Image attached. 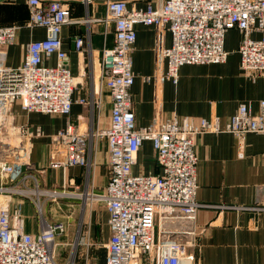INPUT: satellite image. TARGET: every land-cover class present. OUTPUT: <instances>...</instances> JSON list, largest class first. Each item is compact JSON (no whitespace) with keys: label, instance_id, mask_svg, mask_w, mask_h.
Returning <instances> with one entry per match:
<instances>
[{"label":"built area","instance_id":"built-area-1","mask_svg":"<svg viewBox=\"0 0 264 264\" xmlns=\"http://www.w3.org/2000/svg\"><path fill=\"white\" fill-rule=\"evenodd\" d=\"M26 4L30 12L27 27L43 28L46 36L27 44L24 62L18 68L5 65L4 50L14 44L20 27L0 25V197L4 198L0 202V264H89L91 245L82 251L73 248L67 259L58 255L57 240L67 232L64 223H49L41 217L38 234L26 231L22 198L68 194L40 191L38 174L45 170L32 162L31 147L44 132L20 124L19 114L68 116L75 90L61 37L62 28L75 20L58 1L26 0ZM99 21L114 26V45L102 50L99 78L100 92L106 88L111 98L110 125L103 129L98 124L85 131L68 125L60 130L52 137L49 167H86L92 145L104 140L109 153L107 186L102 193L87 191L80 198L104 204L109 214L106 264H195L189 250L198 245L197 217L204 207L197 201L196 138L227 132L243 152L248 135L264 136V99L257 114L250 104H240L224 126L218 116L164 119L158 91L153 123L138 126L131 93L136 29L149 26L156 30V56L160 66L166 65L161 83L165 78L176 84L186 65L224 64L230 30L241 34V70L249 78H264V0H166L158 7L146 8L107 0L106 15ZM167 33L172 38L170 47L164 45ZM83 45L81 39L76 41L78 50L82 51ZM54 56L57 64L46 65ZM81 103L90 105L86 100ZM145 142L153 144L159 173L133 172ZM29 182L33 189L28 188ZM252 209L264 213V200ZM169 221L184 229L164 232V223Z\"/></svg>","mask_w":264,"mask_h":264},{"label":"crops","instance_id":"crops-1","mask_svg":"<svg viewBox=\"0 0 264 264\" xmlns=\"http://www.w3.org/2000/svg\"><path fill=\"white\" fill-rule=\"evenodd\" d=\"M42 1L60 2L75 20L65 25L61 32L63 50L68 55L75 79L73 106L68 116L20 112L18 122L28 125L31 130L44 132V137L34 139L31 147L32 162L38 169L45 170L43 174H38L39 187L65 191L70 198L82 199L80 195L85 192L102 193L107 186L108 146L104 140L92 145L88 154L90 165L86 167L53 169L49 167L52 137L68 125L81 131L98 124L103 129L109 127L111 98L106 88L100 92L99 78L102 50L114 45V26L110 24L106 27L99 21L106 15L107 0ZM118 1L146 8L148 5L158 7L166 0ZM29 19L26 0H0V25L20 27L14 44L4 50L5 65L10 68L22 65L28 43L43 40L46 36L43 28L27 27ZM136 31L137 40L132 53L135 81L131 93L138 126L153 123L156 116L154 99L158 91L164 119L218 116L225 126L240 104H250L255 114L259 112V102L264 99V78H249L241 70L238 53L241 34L238 30H230L226 35L228 59L224 64L183 66L176 84L165 78L162 83L159 81L166 65L158 63L155 28L138 26ZM80 39L84 43L82 51L76 47V41ZM164 43L165 47L171 46L169 33L165 35ZM45 64L55 66L57 58L54 56ZM81 100L88 101L90 105L82 104ZM96 100H100L99 106ZM196 154L199 160L197 201L204 207L197 217L198 245L189 250L196 258L195 264H264V213L252 209L264 200V136L248 135L245 149L241 152L237 139L230 133L202 134L196 138ZM133 172H160L151 142L143 144ZM36 210L38 217L28 202L23 205L27 233L38 234L43 217L49 223H64L67 232L58 240L64 238V242H70L69 220L67 223L53 221L49 219L50 211H47V218L42 215L43 207L41 211L38 207ZM108 219L104 204L85 201L79 246L91 245L89 264H106V245L110 238ZM182 229L184 226L175 221L164 223V232L169 234ZM58 240V244L62 242Z\"/></svg>","mask_w":264,"mask_h":264},{"label":"rangeland","instance_id":"rangeland-1","mask_svg":"<svg viewBox=\"0 0 264 264\" xmlns=\"http://www.w3.org/2000/svg\"><path fill=\"white\" fill-rule=\"evenodd\" d=\"M29 189L34 188V184L31 183L28 185ZM47 189L40 188V191H44ZM4 198L0 197V202L3 201ZM24 204L28 202V205L37 217L39 216L38 211L36 210V207L39 206L43 207L42 215L45 214L47 218H49V214L47 211H50L51 217L49 219H52L53 221H63L65 223L68 222L70 226L71 231V237L70 242H64V238H61V240H58L60 245L58 247L57 253L60 255L61 258L67 259L72 251V249H78L79 251L84 250V247L79 246V239H80V233L82 228V215L84 212V205L85 200L79 199V198H70V196H61L58 198H48L42 195H34L29 198H22ZM51 221V220H50ZM76 238V241L74 242ZM68 243V244H65ZM82 263V262H81ZM80 263V264H81ZM96 263V262H95Z\"/></svg>","mask_w":264,"mask_h":264}]
</instances>
